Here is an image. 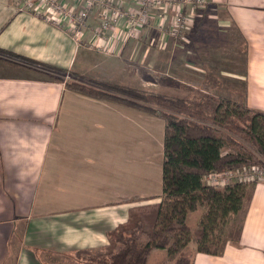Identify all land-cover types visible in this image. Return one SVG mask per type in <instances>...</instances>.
Here are the masks:
<instances>
[{
    "label": "crops",
    "instance_id": "0c3cea01",
    "mask_svg": "<svg viewBox=\"0 0 264 264\" xmlns=\"http://www.w3.org/2000/svg\"><path fill=\"white\" fill-rule=\"evenodd\" d=\"M208 5L224 6L242 33L245 102L264 112V0H207ZM100 20L93 11L76 40L63 26L20 10L18 0H0V49L65 71L59 81L0 56V264H48L46 259L63 264L74 251L105 246L108 233L130 217L133 207L160 200L162 162L143 160L147 138L141 143L129 138L122 149L109 140L108 131L115 129L110 123L123 115L122 105L66 87L78 74L109 81L98 74L107 68L94 45L107 43L94 36ZM148 32L143 29L140 40ZM164 36L169 37L166 30ZM137 41H114L112 52L130 53ZM203 210L188 214L192 228ZM195 247L193 242L187 246L194 252L192 264H264V180L255 184L238 243L228 242L221 255ZM152 253L155 264L168 261L165 249Z\"/></svg>",
    "mask_w": 264,
    "mask_h": 264
},
{
    "label": "trees",
    "instance_id": "16d2710c",
    "mask_svg": "<svg viewBox=\"0 0 264 264\" xmlns=\"http://www.w3.org/2000/svg\"><path fill=\"white\" fill-rule=\"evenodd\" d=\"M0 56L6 62H23L54 75L55 80L65 74L8 50L0 49ZM75 76L78 80L66 81L67 88L161 119L163 160L160 200L133 207L130 217L108 233L105 246L74 251L68 254L76 258L70 263L148 264L152 250L165 249L168 261L157 264H192L190 242L195 243L196 252L210 255H221L228 242L238 243L256 182L234 181L215 187L203 183L202 177L243 165L264 168V112L246 105L245 86L243 103L231 106L201 89L179 96ZM199 207L204 210L192 228L187 216Z\"/></svg>",
    "mask_w": 264,
    "mask_h": 264
},
{
    "label": "rangeland",
    "instance_id": "374dc122",
    "mask_svg": "<svg viewBox=\"0 0 264 264\" xmlns=\"http://www.w3.org/2000/svg\"><path fill=\"white\" fill-rule=\"evenodd\" d=\"M201 14L192 19L190 27L179 37H165L161 29L157 26L154 28L153 21H150L149 26L145 28L149 29L148 36L142 40L139 37L133 38L132 40L138 41L130 53H101L100 58L107 68L100 69L98 74L109 81L179 96H186L201 89L205 93L229 101L231 106L238 101L243 103L244 86L247 89V43L239 35H242L240 30L228 20L224 6L208 5ZM118 109H124L125 117L118 114L115 121L110 123L115 129L108 131L111 132L109 140L115 142L118 149H122L124 144L127 146L131 140L141 143L147 138L149 151L147 153L142 150L143 160L161 163L163 157L157 156V152L158 146L161 147L163 143V121L146 113H129L132 109L123 106ZM132 117L135 121L145 119L148 122H135ZM143 125L148 126L147 131ZM140 127L143 129L140 130ZM129 138L131 140L128 141ZM135 148L137 146L134 145ZM138 155L134 150V157ZM141 165L149 166L144 162ZM151 168L150 165V170ZM208 175L207 173L202 177L203 183H206ZM153 258V253L148 256V264H155ZM75 259L73 255H68V262L62 258L61 263L75 264L70 263ZM45 262L60 264L50 259Z\"/></svg>",
    "mask_w": 264,
    "mask_h": 264
},
{
    "label": "built area",
    "instance_id": "2783aa9c",
    "mask_svg": "<svg viewBox=\"0 0 264 264\" xmlns=\"http://www.w3.org/2000/svg\"><path fill=\"white\" fill-rule=\"evenodd\" d=\"M206 3L207 0H18V8L63 26L76 40L90 14L97 10L101 20L94 29V36L106 39L107 43L94 45L103 53H111L114 41L125 42L139 37L150 21L161 29L162 34L166 30L169 36H181ZM65 78L69 79L68 76ZM229 170L209 172L205 184L222 187L234 181L264 180V169L258 164Z\"/></svg>",
    "mask_w": 264,
    "mask_h": 264
}]
</instances>
